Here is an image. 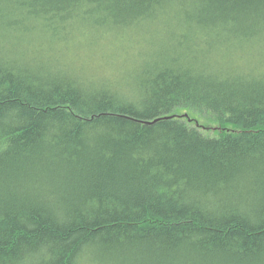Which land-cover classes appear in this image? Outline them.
Segmentation results:
<instances>
[{"label":"trees","instance_id":"obj_1","mask_svg":"<svg viewBox=\"0 0 264 264\" xmlns=\"http://www.w3.org/2000/svg\"><path fill=\"white\" fill-rule=\"evenodd\" d=\"M0 264H264V0H0Z\"/></svg>","mask_w":264,"mask_h":264},{"label":"bare ground","instance_id":"obj_2","mask_svg":"<svg viewBox=\"0 0 264 264\" xmlns=\"http://www.w3.org/2000/svg\"><path fill=\"white\" fill-rule=\"evenodd\" d=\"M133 36H134V34H133ZM151 37L152 36L149 37L150 40H151ZM115 39H116V41H121V37H117ZM129 39L130 38H128L127 36H124L123 40L124 41H129ZM94 41H96V43H95V45H93L94 50L93 51L91 50L92 51L91 53L99 54L100 51H101L100 45L102 43V40H101V38H94ZM158 41L159 40H156L154 42H158ZM116 43L117 42H114L113 46H111V49H110L111 55L108 56V58L105 60V62L102 65V68H101V73H104L106 75V77H108V78H114L115 77V72L114 71L118 70V69H115V68L113 69V66H115L117 64H119L118 66L121 67L122 73L123 72H127L128 73V72L132 71L133 66H134V61L137 58V55H135L136 54L135 52H131V54H130V52L124 53V51L123 52H117L116 50H114V48H115L114 46L116 45ZM108 45H109V43H108ZM108 45H107V47H108ZM91 46H92V43H91ZM86 50H89V49H83V48L79 47L77 44H70V43L68 44L67 43L65 46H63L61 48V52H62L61 59H65V58L66 59H70V56L78 58L80 56V54L84 53L82 51H86ZM132 50L133 49H131V51ZM142 53L145 54L146 52L143 51ZM87 54H89L88 51H87ZM85 56H84V58H85ZM61 59H59L57 62H60V65L64 69L69 68L70 65L68 63H66L65 61H62ZM123 59H124V61H123ZM88 65H90V62H88ZM120 67H119V69H120ZM188 116L189 115L187 114L186 117L188 118ZM161 118H163V117H158L156 119L160 120ZM210 136L211 137H216L214 135V133L212 135H210Z\"/></svg>","mask_w":264,"mask_h":264},{"label":"rangeland","instance_id":"obj_3","mask_svg":"<svg viewBox=\"0 0 264 264\" xmlns=\"http://www.w3.org/2000/svg\"><path fill=\"white\" fill-rule=\"evenodd\" d=\"M97 58L101 60V58H99V57H95V58L91 59V61H90V65H91L93 68H97L99 71H101L102 65H103V63H104L105 61L95 60V59H97ZM123 61H124V59H123ZM118 65H119V64L113 66V68H115V69H119V66H118ZM121 65H122V64H121ZM120 68H121V67H120ZM202 123H203V124H206L204 121H202ZM213 125H215V124H213Z\"/></svg>","mask_w":264,"mask_h":264}]
</instances>
